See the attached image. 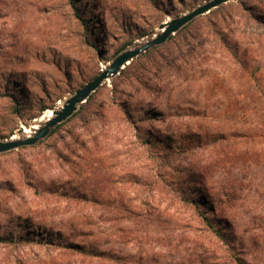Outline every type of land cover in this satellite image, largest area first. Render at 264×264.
I'll list each match as a JSON object with an SVG mask.
<instances>
[{"label": "rangeland", "instance_id": "1", "mask_svg": "<svg viewBox=\"0 0 264 264\" xmlns=\"http://www.w3.org/2000/svg\"><path fill=\"white\" fill-rule=\"evenodd\" d=\"M208 1L0 0V140ZM263 13L232 0L171 37L135 97L157 120L114 115L111 80L85 122L0 155V264H264Z\"/></svg>", "mask_w": 264, "mask_h": 264}, {"label": "water", "instance_id": "2", "mask_svg": "<svg viewBox=\"0 0 264 264\" xmlns=\"http://www.w3.org/2000/svg\"><path fill=\"white\" fill-rule=\"evenodd\" d=\"M232 0H210L195 7L190 12L168 20L160 24L157 32L146 40L132 46L130 49L117 54L108 66L100 70V73L83 87L77 89L57 109L51 110L52 116L42 125H38L31 133L19 134L15 138L0 140V155L15 150L34 147L41 141L47 139L51 132L59 125L66 123L79 110V107L104 84L118 77L121 71L135 59L147 53L153 48L166 44L169 39L178 34L182 29L192 23L195 19L207 15L213 10L229 3Z\"/></svg>", "mask_w": 264, "mask_h": 264}, {"label": "trees", "instance_id": "3", "mask_svg": "<svg viewBox=\"0 0 264 264\" xmlns=\"http://www.w3.org/2000/svg\"><path fill=\"white\" fill-rule=\"evenodd\" d=\"M261 17H262V18H260L261 20L264 19V13H263V16H261ZM172 39L173 38H170L169 41L167 42V44L160 46V47L153 48L150 51H148L147 53H145L144 55H142L141 57H139L136 60H134L133 62H131L127 67H125V69L121 72L120 76L117 79L112 80L111 94L113 96L111 99L112 103L110 106H113V107L115 106V108H113V110H114L113 112L115 113L114 115H119L131 127L136 123L137 120L139 122L143 123L146 121L157 120L158 117L163 116L162 112H158L155 108H153L152 110H145L143 108V106L138 104L137 100H135L136 99L135 97L140 92V89L143 90V89L148 88L149 80H146V78H144L145 72H148L149 69H151L153 66L157 65V63H158L157 58H158V56L160 57V55H158L159 51H161V50H164L165 52L169 51V47H170L169 44H170ZM253 76L254 75L250 76V79L254 83V86L258 90H260V85H259V82L257 81V78H255ZM123 78L124 79L125 78L126 79L133 78V83L129 84L131 87V90H133V92L129 93V94L123 92L122 94L127 97V100L119 102L117 100L118 98H116V93H117V91H116L117 90L116 89L117 84L116 83L118 80H121ZM92 97H93V95L87 100L86 103H84L83 105L80 106L79 110L66 123L57 126L51 132L50 137L52 135L57 134V132H59L65 126V124L72 121L73 119H77L80 122H85L87 119V109L91 105ZM44 110L45 109H42L40 111V114ZM136 128L137 127H134V129H136ZM147 132H148L147 135H149V134L153 135L154 131L152 128H150ZM153 141H155V139H153V138L147 139V140L144 139L141 143L142 144H148V143L150 144L151 143L150 145H155V144H153L154 143ZM158 158H160L159 155H158ZM206 213L207 212H200L201 222L209 230H212L215 232L216 230H214L212 220L209 216L206 215ZM225 236H226V234H224L223 232L217 233V237L221 241H226ZM9 242L14 243V240H10ZM73 247L78 248L76 246H73ZM106 257H109L110 259H114L115 261H117V259L119 260L118 256H115V255L109 254V253H106ZM235 263L236 264H245L240 259H236Z\"/></svg>", "mask_w": 264, "mask_h": 264}, {"label": "bare ground", "instance_id": "4", "mask_svg": "<svg viewBox=\"0 0 264 264\" xmlns=\"http://www.w3.org/2000/svg\"><path fill=\"white\" fill-rule=\"evenodd\" d=\"M52 112L51 111H49V115H48V113H46V116H47V118H46V120L48 119V118H50L51 116H52V114H51ZM44 117V116H43ZM41 123V122H40ZM37 127V126H36ZM35 127V128H36ZM35 128H33V129H35ZM31 128H29V131L28 130H23V133L25 134V135H28V134H30L31 133ZM16 136H13V138H15Z\"/></svg>", "mask_w": 264, "mask_h": 264}]
</instances>
